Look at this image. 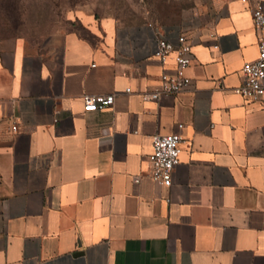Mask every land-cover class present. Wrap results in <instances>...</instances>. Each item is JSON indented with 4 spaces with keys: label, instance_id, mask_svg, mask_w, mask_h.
<instances>
[{
    "label": "crops",
    "instance_id": "crops-1",
    "mask_svg": "<svg viewBox=\"0 0 264 264\" xmlns=\"http://www.w3.org/2000/svg\"><path fill=\"white\" fill-rule=\"evenodd\" d=\"M251 1L185 0L173 25L82 16L41 43L0 38V264H264V109L232 90L257 56ZM180 35L189 87L142 97L172 67L156 41ZM84 94L113 103L87 112ZM177 124L163 187L145 159Z\"/></svg>",
    "mask_w": 264,
    "mask_h": 264
},
{
    "label": "built area",
    "instance_id": "built-area-1",
    "mask_svg": "<svg viewBox=\"0 0 264 264\" xmlns=\"http://www.w3.org/2000/svg\"><path fill=\"white\" fill-rule=\"evenodd\" d=\"M250 19L257 35V56L253 61L242 64L241 81L232 90L243 101L258 103L259 107L264 109V0L251 1ZM209 29L213 30V26ZM170 53H173L172 67L163 69L158 76L157 87L143 92L142 97L157 100L162 96L175 95L189 87L190 79L186 75V68L191 59L190 44L182 35L177 37L175 46L164 39H158L153 56L164 63V59ZM81 99L82 109L93 112L110 107L113 103V94H84ZM181 128L182 124H177L174 132L154 134L150 137V152L145 159L146 175L163 187L170 186L172 171L179 162ZM10 129L15 132L16 126L12 124ZM134 180L137 181V178L135 177Z\"/></svg>",
    "mask_w": 264,
    "mask_h": 264
},
{
    "label": "rangeland",
    "instance_id": "rangeland-1",
    "mask_svg": "<svg viewBox=\"0 0 264 264\" xmlns=\"http://www.w3.org/2000/svg\"><path fill=\"white\" fill-rule=\"evenodd\" d=\"M184 5L185 0H0V38L23 36L41 43L75 29L82 16L173 25Z\"/></svg>",
    "mask_w": 264,
    "mask_h": 264
}]
</instances>
